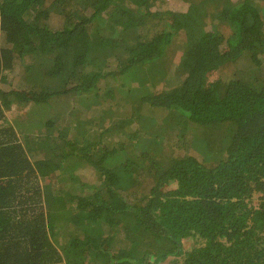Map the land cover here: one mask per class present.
<instances>
[{"label":"trees","instance_id":"16d2710c","mask_svg":"<svg viewBox=\"0 0 264 264\" xmlns=\"http://www.w3.org/2000/svg\"><path fill=\"white\" fill-rule=\"evenodd\" d=\"M141 64L168 77L146 74L130 115L97 134L109 141L53 133L50 114L89 109ZM13 71L28 86H0V264H264V0H194L181 14L157 0H0V78ZM160 111L164 127L143 125ZM171 117L234 129L204 163L163 152ZM125 123L138 126L114 140ZM42 127L55 147L32 158L25 136Z\"/></svg>","mask_w":264,"mask_h":264},{"label":"rangeland","instance_id":"374dc122","mask_svg":"<svg viewBox=\"0 0 264 264\" xmlns=\"http://www.w3.org/2000/svg\"><path fill=\"white\" fill-rule=\"evenodd\" d=\"M192 1L194 0H157V2L161 3L164 7H168L173 11H177L178 14H181V12L188 11L190 2ZM131 2L136 5V3H134L133 1ZM141 6H143V3H141ZM181 18L182 16L178 17V19ZM206 20H208V17L206 18ZM225 33H228V31H226ZM169 55L170 54H168V56L165 59L163 57L157 59L156 61L158 60L161 61L158 65H163L164 63L165 65H168L170 63V58H168L170 57ZM177 62L178 59L176 61L173 60L172 67H174ZM140 66L143 65L141 64L138 67L136 65V67H132L125 74L116 77L113 83L110 84V87H112V89L110 90L109 94L106 95V97L102 96V94H100L99 97L96 96V99L92 101L93 103H91L89 109L85 110L83 105L81 106L73 105L74 108L77 110L71 111V109L68 108L65 114H63V112L60 111L54 114H50L49 120L52 121L53 124V128L51 129L53 130V133L56 132L63 135V132H66L65 136L68 137V139L70 140L76 138L78 140L84 136L86 139L95 138V143L98 145H102V141H109V139L99 138L97 134L103 128L108 127L109 124H111L114 119L117 118L119 120L121 118H127L130 115L131 107H133L132 100L139 90L142 91L139 85L142 82H144V80H146L147 73H145L144 69L141 68ZM168 73L170 74L171 70H169ZM148 74L149 76L153 75L149 78L150 80H152L151 81L152 84H155L156 81L157 82L160 81L165 76L161 74L154 75L152 72H149ZM22 80H23L22 78H17L15 76V71L5 74L2 73L0 78V86L4 87V89H8L10 88L11 85L15 84L16 87L25 89L27 88L28 84L24 83ZM216 80L217 77H215V75L212 73L208 74V76L205 79L206 84L210 82H215ZM101 86L104 85L101 84ZM23 111H25V106L21 107L20 109L14 108L12 110H9L6 112V114L7 117L11 119L14 118L16 114L22 115ZM160 112L161 113L158 112L151 113V115L153 113H156L153 114L154 116L153 122L150 119L145 120L147 115L144 114L142 119L143 125L149 123V126L151 127L154 126L156 129L160 130V126L161 125L163 126L162 122L160 121L162 117L166 115V113L162 111ZM78 116H82L85 118L84 122L87 124V126H85L81 121H79L81 118H78ZM172 116L175 115L173 114ZM171 118L174 119L175 125H170L171 129L168 128L166 131L164 128V130L161 133L163 134V132H165L164 135H166L167 137V139H164V137L160 139L161 143L164 146V151L163 149H161L162 147H160L162 146L161 143L160 146L156 147V151H161V152L167 151V153L176 154L180 156L185 154H190V152H194L196 153V157L199 156L203 162L205 161L204 163L209 161L212 162L213 159L216 158V156L218 157L217 153H219V151L227 144L234 129V126L231 122L210 123L206 125H200L197 123L189 122V120L184 117H178V118L171 117ZM86 120H88V122H86ZM157 123L159 125H157ZM71 124L73 125V127L75 125H78L75 126V131L77 132L79 128L81 134L80 136L77 133H74L75 131L73 127H71ZM137 126L138 124L135 125V123H125L123 129L117 132L115 137L112 136V138L114 140L123 138L126 135V133H130L132 128ZM140 126L142 125L140 124ZM151 129L154 131L153 128ZM143 131H144V127H143ZM46 132L47 129L45 132H43V127H42L41 130L39 129L35 130L34 133L31 134L32 136L31 138L29 135L25 136V138L28 139V141L30 140L34 145L32 151L29 152L30 156L31 155L35 157L50 156V154L46 150H44V145L47 143L46 146L50 145L53 147L54 144L53 142L49 144L50 138L49 141L47 142V138L45 139V135H44ZM20 137L22 138V136ZM153 137L151 135L146 136L147 140L145 142V148H152L151 142L148 139L153 140ZM35 145H37L38 147L35 148ZM121 158L122 157H119L118 159ZM78 162L79 163L77 164V162L74 161V166H71L70 171L75 174L74 176L78 181L89 185V183H91L93 179L92 176L93 171L83 161H78ZM62 177L68 179L69 175H63ZM70 190L73 193H76L78 191V188L76 186H72L70 187Z\"/></svg>","mask_w":264,"mask_h":264},{"label":"crops","instance_id":"0c3cea01","mask_svg":"<svg viewBox=\"0 0 264 264\" xmlns=\"http://www.w3.org/2000/svg\"><path fill=\"white\" fill-rule=\"evenodd\" d=\"M60 233V230H59V228H56V226H55V230H54V233Z\"/></svg>","mask_w":264,"mask_h":264}]
</instances>
